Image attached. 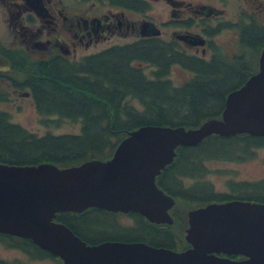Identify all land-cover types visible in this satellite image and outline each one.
Wrapping results in <instances>:
<instances>
[{"label":"trees","instance_id":"1","mask_svg":"<svg viewBox=\"0 0 264 264\" xmlns=\"http://www.w3.org/2000/svg\"><path fill=\"white\" fill-rule=\"evenodd\" d=\"M237 28L238 44L243 51L254 53L249 58L252 61L249 69L237 67L240 54L234 56L239 59L237 62L221 53L209 62L183 60L172 49L171 42L158 39L139 40L135 45H111L75 60L57 50L35 59L26 57L19 49L6 50L10 67L23 73L22 77L10 81V86L30 93L45 122L79 121L80 130L38 134L12 121L9 112L0 108V162H52L69 166L92 158L107 159L118 142L140 125L194 127L209 117L218 116L226 94L257 70L258 55L264 45V23L251 20L248 25L238 24ZM136 60L151 62L156 67L146 71L135 64ZM171 63L190 68L192 77L175 83L169 79ZM2 82L0 102L7 100H1L2 95H7ZM263 145L264 134L243 132L213 133L196 144L177 146L173 160L156 177L157 184L175 200L170 209L172 224L152 222L138 211H111L94 206L81 212H57L54 219L65 223L91 244L104 240H140L173 250L185 249L188 243L181 241L176 226H186L183 214L186 207L233 198L264 202V178L229 180L233 193L218 191L209 181L198 177L207 170L204 162L249 159L254 156L255 148ZM184 176L198 179L185 183ZM126 217L129 223L123 222ZM0 241L32 257H50L62 263L58 256L29 238L0 232ZM0 264L27 263L0 258Z\"/></svg>","mask_w":264,"mask_h":264},{"label":"water","instance_id":"2","mask_svg":"<svg viewBox=\"0 0 264 264\" xmlns=\"http://www.w3.org/2000/svg\"><path fill=\"white\" fill-rule=\"evenodd\" d=\"M240 132L264 134V45L257 71L227 93L218 116L197 126L140 125L118 142L108 159L69 166L0 162V232L30 238L63 264H264L260 201L230 199L190 209L184 235L189 246L182 250L136 240L86 243L54 219L60 211L96 206L135 210L150 221L171 223L168 209L174 199L157 185L156 175L172 161L175 148L212 133Z\"/></svg>","mask_w":264,"mask_h":264},{"label":"flooded vegetation","instance_id":"3","mask_svg":"<svg viewBox=\"0 0 264 264\" xmlns=\"http://www.w3.org/2000/svg\"><path fill=\"white\" fill-rule=\"evenodd\" d=\"M88 1L92 3L104 2L108 8L100 15H91L80 10L67 14L61 8L54 6L59 3L55 0H0V5L4 8L3 12L7 11L6 13L12 18L11 24L13 26L11 41L6 43L0 40V58L4 61L1 63L0 70L4 67L8 69L6 50L19 49L26 57L35 59L43 56L34 58L30 50L49 48L50 55L57 50L63 56L73 59L69 55L75 50L77 44L88 46L92 42L110 38L112 34L123 37L125 41H117L111 45H135L139 40L149 42L158 39L163 42H171L173 44L172 49L180 53L183 60L188 58L209 62L218 56V43L214 37L219 31L223 29L233 30L236 41L239 35L238 24L245 23L248 25L251 20L264 23V0H245L247 7L233 15V18L227 17L223 8L210 3H193L194 0H78L76 2L83 6ZM216 1H220L222 4L226 2V0ZM155 3H160L165 13L154 14L152 11ZM243 3L241 2V4ZM241 4L239 3L238 6ZM251 5L254 10L250 9ZM260 9L262 11L261 19L256 15ZM58 15H61L59 20ZM8 19L10 18L8 17ZM58 21L63 22V24H59ZM30 23H35V26L32 28ZM44 26L48 28L47 31L51 34L47 39L39 37V32L44 29ZM184 36L192 40L186 39ZM64 37L67 40H64ZM15 38L18 39L12 42ZM68 43L72 46L71 49ZM234 47L236 48V45ZM103 49L104 47L95 52ZM238 51V48L232 51L230 56L228 55L229 58L237 62L239 59H235L234 56L240 54L241 60L237 67L248 69L250 67L249 58H246L247 55L244 57V54ZM95 52L92 51V53ZM135 64L147 71L156 67L151 62L136 60ZM172 66L183 69L179 63H171L170 70ZM185 71L189 75H185V78L179 83L192 77L193 71L190 68H186ZM0 79L8 80L6 84L9 85L10 81L13 82L17 77L10 73L0 72ZM169 79L173 81L170 76ZM4 82H2L3 85ZM24 93L30 96L29 92ZM5 98L9 99L10 95L1 96V100ZM263 178L264 176L255 180ZM249 181L251 180L249 179Z\"/></svg>","mask_w":264,"mask_h":264},{"label":"rangeland","instance_id":"4","mask_svg":"<svg viewBox=\"0 0 264 264\" xmlns=\"http://www.w3.org/2000/svg\"><path fill=\"white\" fill-rule=\"evenodd\" d=\"M57 5L55 7L61 8L63 12L70 14L71 12H86L91 15H100L102 12L106 11L108 6H105L104 2L101 3H92L88 1L87 4L81 5L80 3L76 2L78 0H55ZM244 2L241 4V2ZM193 3H205V4H212L219 8H223L225 10V14L227 17L233 18L237 12L241 11L242 9L247 7V3L245 0H226L225 4H222L220 1L216 0H194ZM241 4L238 6V4ZM81 5V6H76ZM257 6V5H256ZM253 9V6H250V9ZM4 8L0 5V40L6 43H9L12 39V29L13 26L11 24L12 18L8 15V13L3 12ZM254 10V9H253ZM151 12V11H150ZM154 14L156 13H165L162 9V5L160 3H155L154 8L152 11ZM252 12V11H251ZM258 12V10H257ZM261 9L260 12L256 13L259 19H261ZM8 17L10 19H8ZM58 20L61 18V15L57 16ZM59 24H63V22L58 21ZM32 28L35 26V23L29 24ZM48 28L44 26V29L39 32V37L43 39H47L51 34L47 31ZM113 35V36H112ZM110 38H107L102 41L92 42L88 46L83 44H77L75 50L69 56L73 59H79L82 56L87 55L92 51H96L101 48H105L110 46L112 43L117 41L123 42L125 39L123 37H118L116 34H112ZM18 38L12 40V42L16 41ZM63 39V38H62ZM64 40H67L64 37ZM214 40L218 43L217 50L218 53H221L222 56L229 57L230 53L236 48H238V52H242L243 49L238 44L237 40L235 41V32L233 30L223 29L219 31V33L214 37ZM63 41V40H62ZM69 44L70 49L72 46ZM236 45V48L234 47ZM51 47V46H50ZM242 50V51H241ZM33 57H40V56H47L50 55L49 48H34V50H30ZM244 57L250 58L253 52L249 50L243 51ZM229 55V56H228ZM0 67L1 63H3V59L0 58ZM247 62V61H246ZM249 63L250 59L248 60ZM7 65V63H5ZM147 69L150 70L149 67ZM249 69V68H248ZM147 71V70H146ZM0 72H4L5 74L10 73L11 75L20 78L22 77L23 73L19 70H14L11 67L8 69L4 67L1 68ZM185 75H189L185 70L179 68L178 66H172L169 76L173 79L175 83H179L180 80H183ZM0 81H5L4 85L6 86L4 90H6V94L10 95V98L0 102V108H3L9 112L10 119L14 122L21 124L22 126L28 128L31 131H34L38 134H43L46 131L59 133V132H77L80 130V122L79 121H71V120H63L61 122L50 121L45 122V118H43L36 110L34 106V102L31 96L25 94L24 92H28L26 89L16 90L13 87L6 84V79ZM136 103V102H135ZM137 104V103H136ZM53 119L56 117H52ZM207 165V170L203 171L200 176L201 179L209 181L213 188L218 191H226L233 193L231 185L228 184L229 180H255L262 178L264 176V145L256 147L254 150V156L249 159L245 160H228V159H209L204 162ZM198 178L184 176L183 180L185 183H192L196 181ZM203 206V205H201ZM199 207V206H196ZM193 207V208H196ZM183 209V214H185V218L187 216V211L189 209ZM124 223L130 222L129 218L123 219ZM128 222V223H129ZM185 225H177L176 231L181 236V241L185 242ZM0 258L5 259L8 261H22L27 264H62L59 260L50 257H32L28 253H25L20 248L11 246L5 242L0 241Z\"/></svg>","mask_w":264,"mask_h":264}]
</instances>
